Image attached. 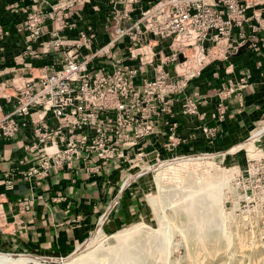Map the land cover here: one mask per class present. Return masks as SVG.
Listing matches in <instances>:
<instances>
[{
    "label": "built area",
    "instance_id": "2783aa9c",
    "mask_svg": "<svg viewBox=\"0 0 264 264\" xmlns=\"http://www.w3.org/2000/svg\"><path fill=\"white\" fill-rule=\"evenodd\" d=\"M35 1H47L50 9H31L19 30L28 31L34 42L54 22L42 49L27 50L56 59L15 81L14 94L5 93L13 106L6 112L0 105V136L15 138L31 125L24 160L31 165L25 177L38 182L80 163L92 173L112 162L126 163L128 170L134 161L152 162L159 151L151 158L147 140L158 132L160 120L174 113L195 70L229 59L243 47L258 49L264 27V0H154L136 17L139 0H106L108 38L97 44L93 27L67 34L77 29L72 18L88 0ZM245 85L244 78L239 83L230 79L221 88L217 118H225L227 98L242 99ZM197 106L190 95L181 100L184 114L195 113ZM165 122L169 135L164 146L177 157V123ZM19 203L28 209L25 198ZM37 257L63 260L62 255Z\"/></svg>",
    "mask_w": 264,
    "mask_h": 264
},
{
    "label": "crops",
    "instance_id": "0c3cea01",
    "mask_svg": "<svg viewBox=\"0 0 264 264\" xmlns=\"http://www.w3.org/2000/svg\"><path fill=\"white\" fill-rule=\"evenodd\" d=\"M153 1L139 0L134 16ZM38 8L49 10L50 5L47 1L0 0V105L6 112L13 104L7 103L4 95L9 93L8 89L13 90L14 82L56 59L49 54L35 57L27 50L42 49L54 22H49L44 35L34 42L28 40V31L19 30L28 12ZM72 20L77 29L67 32L69 36H76L78 29L93 27L99 44L108 38L106 26L110 21V6L106 0H88L78 8ZM241 78L246 81L242 99L227 98L226 116L217 118L214 113L218 92L230 79L239 83ZM184 95L197 100L195 113L181 111ZM165 118L160 120L158 132L147 140L146 150L151 153V158H155V150L159 151L152 162L171 154L164 146L169 135L167 120L178 126L181 143L177 154L232 147L249 135V139L254 138L264 128V27L259 32L258 49L243 47L229 59L212 63L197 73L179 96L174 113ZM263 133L259 134L258 140ZM31 138V125L15 138L0 136V249L34 254L67 253L90 235L116 190L131 181V177L121 181L130 170L126 163L112 162L91 173L80 163L74 169L53 173L40 182L28 179L25 171L31 161L24 160H28L26 145ZM20 198L26 199L28 209L19 203ZM130 201L126 196L118 209L129 220L131 212L127 206ZM108 211L101 216L103 223L109 216ZM116 218L118 214L113 219L118 222Z\"/></svg>",
    "mask_w": 264,
    "mask_h": 264
},
{
    "label": "rangeland",
    "instance_id": "374dc122",
    "mask_svg": "<svg viewBox=\"0 0 264 264\" xmlns=\"http://www.w3.org/2000/svg\"><path fill=\"white\" fill-rule=\"evenodd\" d=\"M7 92L14 94L12 89ZM262 131L232 147L188 150L178 154L182 158L169 154L155 162L134 161L121 180L131 177V181L116 190L105 209L110 210L105 223L100 224L102 212L78 246L51 254L62 255V261L38 258L29 264H67L86 251L89 260L82 264H264V133L258 140ZM126 196L131 199L127 206L131 220L118 212ZM137 223L143 225L137 244L126 246L118 258L108 253L117 243L108 237Z\"/></svg>",
    "mask_w": 264,
    "mask_h": 264
},
{
    "label": "bare ground",
    "instance_id": "6f19581e",
    "mask_svg": "<svg viewBox=\"0 0 264 264\" xmlns=\"http://www.w3.org/2000/svg\"><path fill=\"white\" fill-rule=\"evenodd\" d=\"M181 155H184V154H181ZM177 157L182 158V156H177ZM205 181H208V180H205ZM195 189H192L191 191L194 192ZM116 202L117 200L114 201V204H116ZM101 220L103 223L104 219L101 218ZM210 220H211L210 218L206 219L204 220V223H207ZM142 227H143L142 223H137L129 228L118 230L115 233L111 234L108 238L116 239L117 243L114 246H112L113 247L112 249H108V253L110 254L112 253L115 256V258H118V256L120 257L123 256L124 255L123 252H126V249H124L126 246L137 244V237H139L140 233H142V230H141ZM100 235L103 236V232H101ZM89 252L90 251H86L84 253L78 254L77 256L72 258V260H70L67 264H82V263L87 262V260H89ZM37 261H38V257L32 254H18L17 255V254H11L5 251H0V263L1 264H29L31 262L37 263Z\"/></svg>",
    "mask_w": 264,
    "mask_h": 264
},
{
    "label": "water",
    "instance_id": "95a60500",
    "mask_svg": "<svg viewBox=\"0 0 264 264\" xmlns=\"http://www.w3.org/2000/svg\"><path fill=\"white\" fill-rule=\"evenodd\" d=\"M179 57H180V60L184 59V55L183 54H180ZM155 156H156V153L153 155V157H155Z\"/></svg>",
    "mask_w": 264,
    "mask_h": 264
}]
</instances>
